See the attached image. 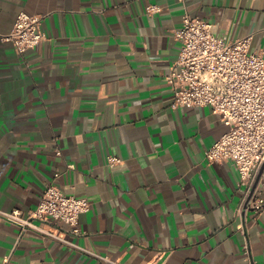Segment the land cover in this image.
<instances>
[{"label":"crops","instance_id":"1","mask_svg":"<svg viewBox=\"0 0 264 264\" xmlns=\"http://www.w3.org/2000/svg\"><path fill=\"white\" fill-rule=\"evenodd\" d=\"M19 11L43 38L22 54L0 38V210L34 208L47 182L90 207L77 233L57 224L68 243L0 217V264H243L245 245L264 261V207L237 229L236 167L204 157L220 116L172 108L166 83L184 11L264 57V0H0L1 34Z\"/></svg>","mask_w":264,"mask_h":264},{"label":"built area","instance_id":"2","mask_svg":"<svg viewBox=\"0 0 264 264\" xmlns=\"http://www.w3.org/2000/svg\"><path fill=\"white\" fill-rule=\"evenodd\" d=\"M146 12L159 10L148 4ZM41 14L19 11L10 31L0 38L12 43L17 54L34 47L42 38ZM179 49L166 75L172 91V108L209 106L220 116L225 126L221 135L205 150L209 161H231L238 174L242 196L236 207L237 229L243 231L242 220L247 211L259 213L264 198L256 190L255 182L264 163V57L259 51L249 50L251 34L233 40L215 35L206 19L184 11L180 25L173 30ZM110 166L120 162L114 154L106 155ZM57 171L53 177L57 176ZM90 202L84 197L63 193L53 182L45 183L36 206L22 212L20 209L0 210V217L17 223L21 230L32 228L68 243L59 234L58 223L78 232V216L87 211ZM55 224L53 231L40 224ZM243 264H264L252 258L249 247H243ZM103 260L115 263L107 256ZM11 252L2 257L1 264H10ZM163 264V263H159Z\"/></svg>","mask_w":264,"mask_h":264}]
</instances>
